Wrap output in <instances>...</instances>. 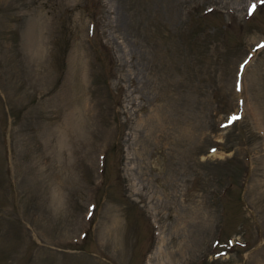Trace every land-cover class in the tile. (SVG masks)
<instances>
[{
	"label": "rangeland",
	"instance_id": "rangeland-1",
	"mask_svg": "<svg viewBox=\"0 0 264 264\" xmlns=\"http://www.w3.org/2000/svg\"><path fill=\"white\" fill-rule=\"evenodd\" d=\"M0 264H264V0H0Z\"/></svg>",
	"mask_w": 264,
	"mask_h": 264
},
{
	"label": "snow or ice",
	"instance_id": "snow-or-ice-1",
	"mask_svg": "<svg viewBox=\"0 0 264 264\" xmlns=\"http://www.w3.org/2000/svg\"><path fill=\"white\" fill-rule=\"evenodd\" d=\"M238 117H233V119H237ZM214 151V150H213Z\"/></svg>",
	"mask_w": 264,
	"mask_h": 264
}]
</instances>
